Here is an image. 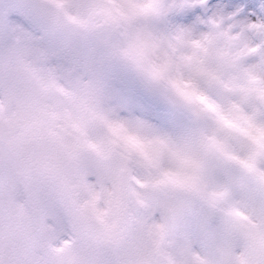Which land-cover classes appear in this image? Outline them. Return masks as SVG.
Returning <instances> with one entry per match:
<instances>
[{"label": "snow or ice", "instance_id": "snow-or-ice-1", "mask_svg": "<svg viewBox=\"0 0 264 264\" xmlns=\"http://www.w3.org/2000/svg\"><path fill=\"white\" fill-rule=\"evenodd\" d=\"M0 264H264V0H0Z\"/></svg>", "mask_w": 264, "mask_h": 264}]
</instances>
